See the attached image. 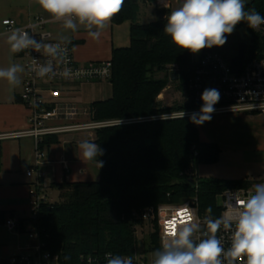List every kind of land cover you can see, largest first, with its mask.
Segmentation results:
<instances>
[{"label":"trees","instance_id":"1","mask_svg":"<svg viewBox=\"0 0 264 264\" xmlns=\"http://www.w3.org/2000/svg\"><path fill=\"white\" fill-rule=\"evenodd\" d=\"M141 2L154 0H124L122 10L112 19L113 23L131 21V45L114 48L112 95L90 104L93 119L144 117L193 106L188 103L164 106L159 99L170 84L173 72H178L177 80L186 85L194 57L193 53L177 48L164 32L171 9L156 6L157 18L140 23ZM252 7L264 16V0H248L245 10ZM242 24L251 36L250 53L256 49L262 52L264 38L246 22H240L235 28ZM213 48L228 55L220 47ZM175 66L178 68L171 70ZM167 69L170 70L163 77L157 76ZM54 142H58V135L46 136L41 147L49 149ZM94 142L105 149V154L99 157L104 161L102 168L98 166L99 178L52 182L51 187L64 190L61 199L44 203L42 216L36 221L30 216L19 217L23 232L27 231L25 223L35 224L49 249L71 262L82 253L133 255L139 246L135 227L141 223L134 217L135 211L197 195L200 213L206 215L205 209L212 206L211 218L215 219L222 215L218 202L222 192L254 183L247 177L199 176L198 167L217 163L221 149L216 143L202 141L198 126L188 117L101 127ZM13 214L0 209V225ZM150 241L158 243L156 232ZM148 245L144 244V251L150 250Z\"/></svg>","mask_w":264,"mask_h":264},{"label":"built area","instance_id":"2","mask_svg":"<svg viewBox=\"0 0 264 264\" xmlns=\"http://www.w3.org/2000/svg\"><path fill=\"white\" fill-rule=\"evenodd\" d=\"M148 1V0H145ZM158 8H163L159 0H154ZM170 9L175 5H180L182 0H168ZM46 19L42 16H36L29 24L18 26L13 19H4L2 21L5 29L12 32L16 28H23L34 36L37 41L43 43H57L62 40L55 39L52 34L45 29ZM264 38V25L254 30ZM249 48L244 60L243 66L239 72H235L231 63V57L221 51L212 48V51L203 53H193L194 67L186 84V101L192 104L191 108L184 109L188 114L198 112L202 106L201 94L206 88L218 89L221 97L219 102L214 106L216 111L212 115L245 113L255 115L264 119V49L253 50L250 53ZM62 47H67L68 53L66 63L61 64L59 59L47 56L43 51L37 52L32 48L20 51V54L26 58L25 71L23 74V93L21 95L23 103L31 110L29 117V128L18 134L32 136L36 144V163L32 168L27 170L28 176H33L34 172L38 173V179L30 184V217L33 221L42 216V206L44 203L51 202L47 194V185L43 182V166L47 163L45 160L47 148L41 147L44 138L49 135H60L88 130H96L101 127L125 124L133 122L150 121L153 119H162L165 114L176 115L180 111L161 113L144 117H132L125 119L96 120L92 117L91 107L81 108L76 101H71L67 95L69 86L77 83L110 81L113 74L112 59L102 61H91L87 64H80L74 57L73 46L69 42ZM256 55L257 57H254ZM35 59V63L33 60ZM52 60L53 71H63L65 67L72 69L73 75L63 77L56 75L54 77H38L31 69L37 64L43 65ZM76 73H79L78 75ZM256 105V107H252ZM185 117H188L187 115ZM63 164L67 171L70 166L63 159ZM84 173V170H80ZM264 167L256 182H264ZM198 190V184L195 185ZM250 186L236 189H228L220 195L223 197L221 204L222 215L227 211L228 201L232 196L239 193L244 198L250 191ZM188 205L199 218L200 231L194 234L193 239L197 240L202 233L206 231L204 216L200 213L198 196L187 197L180 202H165L157 206H151L142 212H133V215L141 223L136 224V235L140 231H146L147 238L150 240L152 233L157 234L158 243L149 241L148 251L137 249L133 255V264H151L152 256L147 253H153L160 248L164 236L165 221L170 218L175 209ZM221 215V216H222ZM12 231L24 233L22 223L16 214L9 215L5 220ZM27 233L31 242L25 247L20 248L19 252L11 254L8 257H0V264H106L105 254H80L76 261H68L61 253L53 252L49 249L46 239L41 235V230L35 224L25 223ZM234 229L225 230L223 227L218 231L217 238L221 240L222 245L227 248L230 246L231 233ZM25 232V233H26ZM138 237V236H137ZM139 238V237H138ZM226 264V262H225Z\"/></svg>","mask_w":264,"mask_h":264},{"label":"clouds","instance_id":"3","mask_svg":"<svg viewBox=\"0 0 264 264\" xmlns=\"http://www.w3.org/2000/svg\"><path fill=\"white\" fill-rule=\"evenodd\" d=\"M159 2L161 7L170 8L168 0ZM37 3L51 17L50 21L43 22H60L64 29L72 32L83 26L89 37L98 40L113 17L122 10L124 0H37ZM247 3L248 0H182L167 15L164 32L183 51L199 53L205 48L221 47L240 22H246L253 30L264 25V16L255 7L245 10ZM8 42L13 52L32 48L59 59L61 64L67 62L68 49L61 46L69 42L66 39L57 43H43L25 29L16 28L8 36ZM31 70L41 78L56 75L67 78L73 75L72 69L67 67L54 72L52 60L43 65L37 64ZM24 71L20 64H12L0 68V79L16 86L21 83L18 73ZM220 97L218 89L206 88L201 94L203 103L198 112L188 114L181 110L176 115L165 114L161 118L183 120L187 115L191 123L202 126L211 121L216 111L214 106ZM78 149L84 160L95 161L99 169L104 166V161L99 157L105 154V149L99 144L83 140ZM261 180L264 181V178ZM205 213L206 231L197 241L193 237L200 231V224L195 212L188 205L175 209L165 221L161 246L153 251L151 264H264V182L253 184L244 198L239 193L234 194L222 216L212 219V206H208ZM222 227L225 230L234 229L227 248L217 238ZM105 260L106 264H133L132 256L114 255L111 252L105 253Z\"/></svg>","mask_w":264,"mask_h":264},{"label":"crops","instance_id":"4","mask_svg":"<svg viewBox=\"0 0 264 264\" xmlns=\"http://www.w3.org/2000/svg\"><path fill=\"white\" fill-rule=\"evenodd\" d=\"M0 1L7 3L5 9H0V30L5 29L2 23L4 19H13L18 26L29 24L36 16H42L46 21L51 20V17L40 8L37 0ZM45 29L55 39L69 41L73 46L74 57L80 64L110 60L113 57L114 48L131 45V21L129 20L122 23H113L111 20L98 40L89 37L83 26H80L76 32H72L64 29L60 22H46ZM20 56L22 55L11 50L10 44L0 45V68L20 64L18 59ZM22 74L24 72L18 73L21 83L16 86L0 79V209L14 212L19 217H28L30 215L28 214L29 191L33 180L27 175L26 170L28 166L34 165L36 144L32 136L18 134L29 128L31 114V110L23 103L21 97ZM97 82H108L112 91L110 81ZM83 84H71L68 94L77 93L78 87ZM159 97H162V94ZM198 128L202 141L216 143L221 149L217 163L202 164L198 167L199 176L224 179L247 177L253 182L258 180L264 167V119L262 117L245 113L212 115L210 122H205ZM77 135L73 138L68 136L62 142L51 144L47 149L50 156L43 169L49 168L50 165L52 167L54 179L50 184L86 180L80 172L84 168L87 173L85 160L78 149L83 133H80L81 136ZM63 159L70 166L69 171L65 169Z\"/></svg>","mask_w":264,"mask_h":264},{"label":"rangeland","instance_id":"5","mask_svg":"<svg viewBox=\"0 0 264 264\" xmlns=\"http://www.w3.org/2000/svg\"><path fill=\"white\" fill-rule=\"evenodd\" d=\"M7 6L6 1L1 2L0 1V9L3 10ZM179 5H175L172 9L178 7ZM171 9V10H172ZM156 13V5L155 2H149V3H140L139 13H138V21L140 23H149L157 18ZM11 34V32H8L6 29L0 30V45H8V36ZM241 42H251V36L249 35L246 25L242 24L240 27L235 28L233 33L231 35L227 36V42L225 45L221 46L220 49H222L228 56L236 55L238 52L239 44ZM3 59V57H1ZM20 65L24 67L26 58L23 56L18 57ZM178 67H171V70H176ZM170 69H167V71L159 72L157 73L158 77H163L167 72H169ZM23 77V74H22ZM187 84V83H186ZM74 89V88H72ZM162 97H159L162 104L164 106H174V105H184L187 104L186 99V85L182 84L178 80H172L170 81V84L163 90L161 93ZM112 95L111 87L108 82H97V83H84L83 85H80L78 87L77 93L68 94V98L71 101H77L79 106L81 108L89 107L91 102L97 99H106ZM70 96V97H69ZM181 111V110H179ZM97 130H86L81 132H74V133H67V134H60L58 135V142H54L52 144L59 143V141H63L68 136L71 138L80 135V133L83 135V140H89L91 142H94L97 136ZM77 141H79L77 139ZM78 143V142H77ZM50 153L48 150H46L45 160L49 159ZM36 163V150H35V156H34V165ZM32 168V166H28L27 170ZM72 168V165H71ZM85 168H82L85 172L82 173L84 175V179L86 180H96L99 178V169L98 164L95 161H86L85 160ZM26 170V172H27ZM43 182H45L47 185L50 184L51 180L54 179L53 173H52V167L50 165L49 168H46L43 172ZM202 175H204L201 172ZM38 179V173L35 171L32 176V182H35ZM259 183V182H254ZM252 184V185H253ZM252 185L250 186V190L252 188ZM64 192L62 189H58L56 187H47V194L49 196L50 200L53 201H59L61 199V194ZM223 197L222 195L218 196V202L219 204H222ZM30 203V199L28 201ZM28 214H30V210L28 211ZM146 232V231H145ZM144 231H140L137 236L139 237V246L138 250L139 252H143L145 250L144 244L148 245L149 239L147 238V234H145ZM31 242V238L29 237V234L26 232L24 233H18L15 231H12L7 225L2 224L0 225V257H8L11 254L19 252L20 248L25 247L28 243ZM149 246V245H148ZM147 256L151 257V253H147Z\"/></svg>","mask_w":264,"mask_h":264},{"label":"water","instance_id":"6","mask_svg":"<svg viewBox=\"0 0 264 264\" xmlns=\"http://www.w3.org/2000/svg\"><path fill=\"white\" fill-rule=\"evenodd\" d=\"M249 45L247 42H241L239 44L238 52L235 56L232 57L231 63L235 72H239L243 66L246 54L248 52ZM207 51H212V48H205L203 53ZM179 77L178 72H173L172 80H177Z\"/></svg>","mask_w":264,"mask_h":264}]
</instances>
